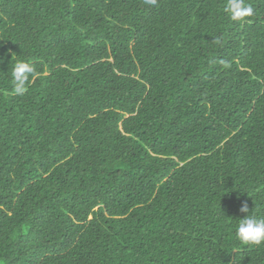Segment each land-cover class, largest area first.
Segmentation results:
<instances>
[{"label":"trees","instance_id":"trees-1","mask_svg":"<svg viewBox=\"0 0 264 264\" xmlns=\"http://www.w3.org/2000/svg\"><path fill=\"white\" fill-rule=\"evenodd\" d=\"M229 3L0 0V264H264V0Z\"/></svg>","mask_w":264,"mask_h":264},{"label":"clouds","instance_id":"clouds-1","mask_svg":"<svg viewBox=\"0 0 264 264\" xmlns=\"http://www.w3.org/2000/svg\"><path fill=\"white\" fill-rule=\"evenodd\" d=\"M149 3H155V0H148ZM226 10L229 13L237 11H245L246 14H251V9L243 5V0H230ZM234 18H240L234 16ZM33 68L26 62L17 63L12 72L14 90L17 94H23L29 77L34 76ZM240 212L245 213L244 217L239 220L235 227L236 238L243 244L259 245L264 241V218H258L254 214H250L247 202H243L240 207Z\"/></svg>","mask_w":264,"mask_h":264}]
</instances>
